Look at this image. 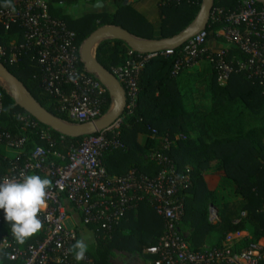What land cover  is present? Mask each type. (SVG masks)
<instances>
[{
  "label": "trees",
  "instance_id": "obj_1",
  "mask_svg": "<svg viewBox=\"0 0 264 264\" xmlns=\"http://www.w3.org/2000/svg\"><path fill=\"white\" fill-rule=\"evenodd\" d=\"M73 2L76 0H48L49 11L75 32V44L81 48L92 32L105 25L119 26L142 40L174 37L193 24L203 0H161L162 25L158 39L154 38L152 24L131 4H126V0H123L115 13H91L77 19L58 5ZM21 3L22 0H0V8L14 7ZM257 3L259 6L263 4L259 1ZM241 5L242 0H214V8H220L222 12L217 13L215 19L210 18L206 27L207 47L210 48L218 41L225 42L218 32L228 25L226 16L237 12ZM25 41L22 27L13 25L7 30L0 22V47L9 50L13 45L18 46ZM184 45L174 48L175 51L179 52ZM130 50L123 40L106 39L98 45L96 58L111 71L113 67L127 62ZM34 54V49L25 50L14 63L2 57L0 61L23 82L44 108L67 121V115L59 110L58 101L40 87L43 72ZM226 57L228 60H247L249 55L239 48L231 47ZM178 58L177 54L159 56L151 60L140 73L137 105L131 113L126 110L122 114L126 115V121L119 130L126 148L108 151L104 164L111 176L125 175L131 170L154 176L162 167L150 157L154 151H163L165 139L169 138L173 144L170 150L163 151L164 154L179 171L190 169L193 181L189 188L181 192L185 202L181 228H193L186 238L190 248L194 251L203 250L207 236L216 229L221 233V239L207 247H220L228 234L247 231L250 236L234 244V248L240 250L264 237V88L248 79L242 71L233 73L227 84L220 85L209 62L212 76L205 82L212 105L208 109L195 106L189 108L190 91L181 87L175 73ZM80 65L83 67V62ZM103 96V112L107 113L113 99L108 91ZM26 113L0 80V132L28 137L19 155L21 162L26 161L36 146L49 148L47 141L42 139L41 128L49 129L55 140L52 149L64 152L70 145H79L86 137L64 136V141H61V133L41 123L40 128H24L19 115ZM153 129L157 134H154ZM141 134L146 135L143 142L139 141ZM178 135L182 137L178 138ZM4 148L6 141L1 140L0 176L9 172L15 159L9 157ZM145 154L149 157L148 162L142 158ZM214 164L217 165L214 174L219 181L217 186L210 187L204 172L212 170ZM36 174L45 177L40 171ZM209 204L218 208L220 221L217 224L209 221ZM0 211V239L6 237L13 241L14 248L20 252H26L30 245L43 240L42 228L23 245L18 244L11 234L10 224L5 221L4 210ZM83 227L94 236L95 242L88 247L87 254L96 264H113L110 258L114 249L158 259L157 255L149 253L147 249L158 243L165 229L163 217L146 200L129 210L125 219L111 233L105 232L99 223ZM81 231L77 229V239H81ZM10 263L5 252L0 249V264ZM72 264L78 262L74 259ZM79 264H83L82 261Z\"/></svg>",
  "mask_w": 264,
  "mask_h": 264
},
{
  "label": "built area",
  "instance_id": "obj_2",
  "mask_svg": "<svg viewBox=\"0 0 264 264\" xmlns=\"http://www.w3.org/2000/svg\"><path fill=\"white\" fill-rule=\"evenodd\" d=\"M90 1V0H87ZM242 0L240 9L226 16L228 25L221 35L228 44L218 50L206 46L208 31L201 30L176 52L174 48L143 53L131 49L124 65L115 66L111 72L126 91V110L131 113L140 96L138 76L146 65L159 56L179 55L176 71L192 68L204 59L213 66L220 85H225L233 73L244 72L248 79L264 88V2ZM222 9L214 8L215 19ZM0 22L8 30L13 25L24 29L25 43L13 45L9 50L0 47V57L14 63L22 51L35 50L34 59L43 72L40 87L59 103L70 123L95 121L103 117L104 93L107 91L97 75L81 67L80 47L75 44V32L66 23L49 11L48 0H22L14 7L0 8ZM219 32V33H220ZM236 47L249 55L247 60H228V49ZM69 86V89H66ZM125 110V111H126ZM24 128H40V122L29 113L20 114ZM126 121L121 115L108 128L88 135L79 145H70L67 150L52 149L55 140L49 129L41 128L42 139L49 148L38 145L26 161L19 155L28 140L27 136L1 133L0 141L14 151L15 158L9 172L0 176L19 179L20 173L36 174L40 171L52 181L48 190L47 208L40 214L43 220V240L30 245L26 252L14 248V242L6 237L0 239V249L10 264H72L74 256L70 246L77 240L76 229L67 226L69 218L64 199L81 214L82 225L99 223L111 233L126 217L129 210L146 200L164 219V233L156 245L147 251L158 256L160 264H264V237L236 250L237 239L228 238L220 247H207L194 251L190 248L181 228L185 215L182 191L193 181L190 169L179 171L164 154L173 142L165 139L163 151H154L150 157L162 168L158 174L146 175L135 170L125 175L111 176L106 170L104 157L108 151L125 149L120 128ZM154 134H157L153 129ZM61 135V141H64ZM4 217L5 213L3 212ZM2 212L0 211V222ZM209 221H220L218 208L209 204ZM235 222H238L237 220ZM83 264H96L86 253Z\"/></svg>",
  "mask_w": 264,
  "mask_h": 264
},
{
  "label": "water",
  "instance_id": "obj_3",
  "mask_svg": "<svg viewBox=\"0 0 264 264\" xmlns=\"http://www.w3.org/2000/svg\"><path fill=\"white\" fill-rule=\"evenodd\" d=\"M257 1L264 2V0ZM213 9L214 0H203L201 9L193 24L178 35L166 39H138L125 29L115 25L101 26L92 32L81 45V60L88 72L97 75L113 99L109 111L95 121L75 124L55 116L36 100L23 82L13 75L1 61L0 80L7 85L17 104L41 124L70 138L95 134L112 125L125 112L127 105V95L124 87L115 75L100 64L96 58L98 45L106 39H120L125 41L131 49L143 53L177 48L207 27Z\"/></svg>",
  "mask_w": 264,
  "mask_h": 264
},
{
  "label": "crops",
  "instance_id": "obj_4",
  "mask_svg": "<svg viewBox=\"0 0 264 264\" xmlns=\"http://www.w3.org/2000/svg\"><path fill=\"white\" fill-rule=\"evenodd\" d=\"M123 0H95V1H87V0H76V2L70 3V4H58L60 7H62L67 14L70 16L74 17L75 19L91 14V13H115L118 8L121 6V3ZM160 3L161 0H126V4H131L132 7L141 15H143L153 26V35L155 39H158L160 32H161V25H162V19L160 15ZM102 5V6H101ZM99 23V21H97ZM220 32V31H219ZM218 34L221 36V38L224 40L223 36L221 35V32ZM227 43L225 42H216L213 43V45L210 46L211 49L218 50L221 48L227 47ZM199 68L203 69V72H201L204 77L205 81L209 80V78L212 76V69L211 65L209 64V61L207 59L202 60L199 62ZM188 68H184V70H179L177 71V78L179 79L182 87V81L183 80H188L190 78L189 72L185 71ZM200 69V70H201ZM206 83V82H205ZM183 88V87H182ZM205 95H207L205 100H210L208 101L209 104H204L202 106H197L199 109L200 108H209L212 105V100L210 95L208 94L207 91V86L205 89ZM196 102V98H192L191 101H189V105H193V103ZM146 138V135L141 134L139 135V141L143 142ZM5 153L9 155V157L14 156V151L10 150L7 145L6 148L3 149ZM142 158L145 160V162L149 161V157L145 154L142 155ZM209 171L204 172V176L206 178V181L208 182L210 187H214L210 183L209 177H214L217 176L214 174L212 176V173H208ZM219 179V178H218ZM64 205L68 213V220L66 222L67 226L73 229H80L81 231V238L85 239V242L88 244V247L91 246L94 242V236L93 234L87 230L86 228L83 227L81 223V214L79 211H77L69 201L64 200ZM68 221H70L71 226H69ZM84 229V230H83ZM186 238L190 236L193 228L188 227V228H183L182 229ZM92 235V236H91ZM229 235V234H228ZM250 236L249 232L247 231H242L238 233H233L231 234L228 238H231L232 240H239L244 237ZM221 239V233L219 230H214L212 231L206 238L204 244L206 246H211L219 242ZM115 255L117 256H122L124 259L126 258L127 260L123 262L116 261L115 260ZM111 262L113 264H160L157 259H152L151 257L146 258L144 256H140L138 254H133L130 252H127L125 250H119V249H114L111 255Z\"/></svg>",
  "mask_w": 264,
  "mask_h": 264
},
{
  "label": "clouds",
  "instance_id": "obj_5",
  "mask_svg": "<svg viewBox=\"0 0 264 264\" xmlns=\"http://www.w3.org/2000/svg\"><path fill=\"white\" fill-rule=\"evenodd\" d=\"M52 181L37 174L20 173L19 179L4 178L0 182V209L10 224L15 241L23 245L43 228L40 214L47 208L48 190ZM88 244L84 238L77 239L69 248L78 262L85 259Z\"/></svg>",
  "mask_w": 264,
  "mask_h": 264
},
{
  "label": "rangeland",
  "instance_id": "obj_6",
  "mask_svg": "<svg viewBox=\"0 0 264 264\" xmlns=\"http://www.w3.org/2000/svg\"><path fill=\"white\" fill-rule=\"evenodd\" d=\"M200 64V63H199ZM199 64L196 65L195 67L192 68H188L185 71L189 72L190 78L188 80H183L182 81V87L183 89H187L190 91L189 94V101L192 100V98H196V102L193 103V105H204V104H209L208 101L210 100V98L208 100H205L207 95H205V89H206V83H205V77L204 75L201 73L203 72V69L199 68ZM201 69V70H200ZM2 82V81H1ZM2 84L7 87V85L5 83L2 82ZM8 89V87H7ZM197 107V106H195ZM189 108H193L192 105H189ZM178 138L182 137V135H178ZM217 170V165L214 164V167L212 170H209L208 173H212L211 175L214 176L215 171ZM210 183L214 186H217L218 184V176H214V177H209ZM69 226H71L70 221H68ZM92 236V235H91ZM115 260L121 262L123 260L126 261L127 259L123 258L122 256H117L115 255Z\"/></svg>",
  "mask_w": 264,
  "mask_h": 264
}]
</instances>
